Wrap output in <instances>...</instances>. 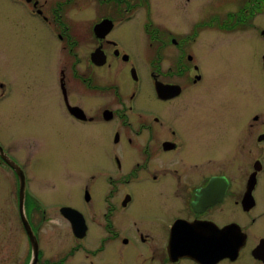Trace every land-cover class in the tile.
<instances>
[{
  "label": "flooded vegetation",
  "instance_id": "af4514ba",
  "mask_svg": "<svg viewBox=\"0 0 264 264\" xmlns=\"http://www.w3.org/2000/svg\"><path fill=\"white\" fill-rule=\"evenodd\" d=\"M8 2L50 50L1 65L0 264H264V87L209 58L264 0Z\"/></svg>",
  "mask_w": 264,
  "mask_h": 264
},
{
  "label": "rangeland",
  "instance_id": "374dc122",
  "mask_svg": "<svg viewBox=\"0 0 264 264\" xmlns=\"http://www.w3.org/2000/svg\"><path fill=\"white\" fill-rule=\"evenodd\" d=\"M8 5H10L8 0H0V73L2 71L1 65L7 64L5 69H8V73L12 74L10 71L12 66L15 65L14 69L21 67L19 65L20 57H33L31 63L35 64V60L42 61L45 57L48 59L50 49H47L45 41L42 39L38 40V36L33 34V32L29 33L27 28L24 32L28 36L25 35L18 39L13 37L14 30L3 20L1 9V7H9ZM260 19L264 21L261 17H257L254 21L258 20L260 24ZM253 31L255 30L252 28L244 31L243 34H248L247 39L237 40L236 43L231 45H219L220 43L218 42L210 47L209 52L211 55H209V58L213 60L212 67L216 74L215 84L221 86L224 83L233 89L234 84L244 83L248 80L250 85L260 84L264 87V73H262L263 75L259 74L257 69V65L261 64L262 61L258 54L263 53L264 46L258 41L259 38L257 36H253ZM235 35H241V33H236ZM31 69L34 71L33 73H38L35 67H31ZM249 89L252 91L254 88L249 86ZM234 92L235 90H232V94ZM249 108H252L250 103Z\"/></svg>",
  "mask_w": 264,
  "mask_h": 264
},
{
  "label": "water",
  "instance_id": "95a60500",
  "mask_svg": "<svg viewBox=\"0 0 264 264\" xmlns=\"http://www.w3.org/2000/svg\"><path fill=\"white\" fill-rule=\"evenodd\" d=\"M263 33H264V31H263Z\"/></svg>",
  "mask_w": 264,
  "mask_h": 264
}]
</instances>
